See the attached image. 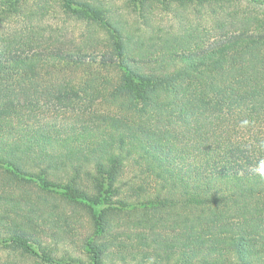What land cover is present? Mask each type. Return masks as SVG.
<instances>
[{"label":"trees","instance_id":"16d2710c","mask_svg":"<svg viewBox=\"0 0 264 264\" xmlns=\"http://www.w3.org/2000/svg\"><path fill=\"white\" fill-rule=\"evenodd\" d=\"M50 1L0 0V264H264V0H148L196 6L165 39ZM55 7L105 50L44 42ZM46 98L71 109L46 117ZM22 183L84 212L76 251Z\"/></svg>","mask_w":264,"mask_h":264},{"label":"rangeland","instance_id":"374dc122","mask_svg":"<svg viewBox=\"0 0 264 264\" xmlns=\"http://www.w3.org/2000/svg\"><path fill=\"white\" fill-rule=\"evenodd\" d=\"M52 1V0H51ZM50 3H53L52 1ZM56 6H58L59 2L62 0H55ZM92 1L95 4H105L106 6H111L112 8V16L119 20V22L129 27V29L135 34H140V36L151 37V35H157L160 38H173L177 34L183 35L184 26L181 24H186V26H190L191 24H196L194 15L196 6L194 3L188 4V6H181L180 3L174 2L172 7L176 8V11H169L162 6H158L152 10L151 1L146 0L144 3L145 7H148L147 22H143L144 20L140 16L139 8H137L138 2L136 0H131V4L127 3L126 0H88ZM134 2L137 4L134 8ZM131 7H129V6ZM133 5V6H132ZM129 8H128V7ZM68 13L59 7H55L52 9L50 13L44 18L42 22V27L44 30V37L41 36V39L45 42L49 43L51 40L52 43L59 42L60 47H65L69 49L72 45L80 44L83 40H88V47L90 49H96L103 51L102 49L105 47L106 43L104 41L105 31L102 29H98V25L93 24L94 26H87L85 22L75 20L70 17ZM185 17L186 19H182ZM97 23V22H96ZM26 23L22 20V18H14L10 25V29L17 30L18 32L24 33L26 32ZM181 26V27H180ZM48 29V30H47ZM47 30V31H45ZM89 30V32H88ZM92 40L91 38H94ZM55 41V42H54ZM56 44V43H55ZM56 46V45H55ZM36 103H34L35 105ZM37 108H40L41 112H44L46 117L51 113H60L62 111L70 110L71 108H65L63 105H60L49 98L42 99L37 103ZM23 187L21 189V194L23 196H27L31 198V203L36 202H44L46 205H49V209H51L53 216H51L52 220L55 221L54 227L57 229L59 227V232L64 234V238L66 241L58 244L60 250L68 247L70 250L76 251L78 249V245L80 243V238L85 236L88 232V224L85 221L84 212L81 211L80 214L77 212V207L72 208V212L69 211V208L66 204H61L60 197L58 194H53L50 192L51 189L47 191H42L38 188L37 184L31 183H22ZM55 196L57 201L55 209L52 207V203H49L50 198ZM44 198V199H41ZM46 199V200H45ZM55 205V204H54ZM74 204H69V206H73ZM66 211V213L62 212V210ZM27 227V226H26ZM30 227L31 232H37L36 228ZM35 227V226H34Z\"/></svg>","mask_w":264,"mask_h":264}]
</instances>
